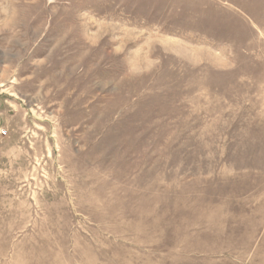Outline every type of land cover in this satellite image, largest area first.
Listing matches in <instances>:
<instances>
[{
    "label": "rangeland",
    "instance_id": "rangeland-1",
    "mask_svg": "<svg viewBox=\"0 0 264 264\" xmlns=\"http://www.w3.org/2000/svg\"><path fill=\"white\" fill-rule=\"evenodd\" d=\"M0 264H264V0H0Z\"/></svg>",
    "mask_w": 264,
    "mask_h": 264
}]
</instances>
